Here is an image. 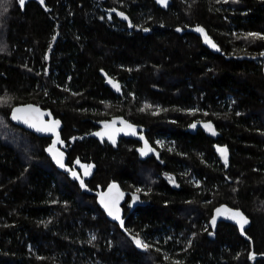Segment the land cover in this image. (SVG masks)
<instances>
[{"label":"trees","instance_id":"16d2710c","mask_svg":"<svg viewBox=\"0 0 264 264\" xmlns=\"http://www.w3.org/2000/svg\"><path fill=\"white\" fill-rule=\"evenodd\" d=\"M249 33L264 36V0H0V264H264V39ZM26 103L61 121L71 170L95 165L83 189L49 138L10 121ZM114 117L166 139L160 162L81 139ZM195 122L217 136L187 132ZM112 182L144 186L128 236L96 203ZM219 206L247 218L243 234L210 225Z\"/></svg>","mask_w":264,"mask_h":264},{"label":"water","instance_id":"95a60500","mask_svg":"<svg viewBox=\"0 0 264 264\" xmlns=\"http://www.w3.org/2000/svg\"><path fill=\"white\" fill-rule=\"evenodd\" d=\"M153 2L159 8H161L163 10H167L169 8V6L172 4V0H167L166 5L159 3L158 0H153ZM110 13L117 15V16H119L121 14L117 10H112ZM130 25L131 24L128 23V26H130ZM150 32L151 31L149 29H145L143 31V34L146 35V34H149ZM262 75L264 78V65L262 66ZM102 76L105 79V85L107 87H109L110 89H112L113 91H115L117 93H120V86L118 83H116L113 79H111L109 76H107L105 74H102ZM109 81H111V83ZM114 84L118 85L119 90H117V87L113 86ZM16 108L30 109V110L25 111V112L16 113L18 118L13 119V112ZM31 109H34L35 111H31ZM9 119L14 125L18 126L19 128H21L27 132L34 134L37 137L49 138L50 144L46 150V153H47L48 157L50 158V160L52 161V163L57 167V169L59 171L66 172L71 178L77 180L81 189L84 188V186L83 187L81 186V180L83 181V184H84L85 181L90 180L92 178V176L95 172V165L94 164H78L77 169H73V170H71L66 165L67 155H66L65 151L63 150V144H62V139H61V134H60V131L62 129V123L58 118H55L49 110L42 109V108H40V107H38L32 103H26V104L14 106L11 109ZM55 121H59V125L55 128V132L37 131L38 127L43 128L46 125L51 126L54 124ZM121 121H123V123H121ZM206 124H210V123H208V122L192 123L189 127H187L186 131L190 132V133H195V131L200 129L204 133H206V135L215 138L217 136V133L215 132L214 127L210 124L211 130H209L208 128L205 127ZM30 125H32V126H30ZM106 125H109V127H106ZM127 125H131V128L127 127ZM193 125H195V127H193ZM133 130H134L135 134H133ZM213 131L215 132V135L212 134ZM96 133H100L101 135H96ZM120 135H122L126 138L129 137V138L141 141L142 145H141V148L139 150V156L141 158H146L150 155V153H152V149H153L152 146L144 138H141L137 134L135 126L124 121L120 117H115V118H112L111 120L106 121L100 127V129H98L95 132H92V133H89L87 135L82 136L81 139H83V138H94L99 142L106 141L111 146H116L117 141H118V137ZM110 136H112L114 138L115 143H113L112 139L109 138ZM54 142H55V144H54ZM146 145H147V147H146ZM49 148H53L54 151L49 152L48 151ZM219 149H226L227 164H225L224 157L222 156ZM142 150L146 154L142 155L141 154ZM215 151H216L217 159L219 160L220 164L222 166H224L225 169H227L229 166V158H230L229 149L225 145H219L216 147ZM56 153H63V157H62L63 164H64L63 168L60 167L56 163L55 159H53V156ZM85 166H90L88 168L87 174H85ZM73 171H75L77 173L76 177H74L72 175ZM112 185H115V187L113 188ZM110 189H111V191H110ZM125 195H126V193L121 189L120 185L116 182H112L103 191L96 193V203L99 206V208L103 211L107 220L112 222V223H115L121 229V231L123 233H125L126 236H128V234L124 230V223L121 224V221H123V211L121 209V204L125 200V197H126ZM102 197H103L104 203L101 202ZM105 204H107L109 206V208L112 209V211L115 215L119 216V219H114L113 216H110L108 214V208L105 207ZM217 210H220L219 214H218ZM232 212H236V210L228 208L226 206L217 207L214 210L213 215L211 217L210 225L213 227V225L211 224V221L213 218H215L216 224L218 222H223V221L231 222V223L236 224L238 229L241 232L240 226L233 219L228 218ZM246 225L244 226V228L246 227Z\"/></svg>","mask_w":264,"mask_h":264},{"label":"snow or ice","instance_id":"6c2138e0","mask_svg":"<svg viewBox=\"0 0 264 264\" xmlns=\"http://www.w3.org/2000/svg\"><path fill=\"white\" fill-rule=\"evenodd\" d=\"M41 2H43V0H41ZM159 3L163 4V5H166L167 4V0H158ZM225 2H227V0H225ZM19 3L21 6H23L24 4V0H19ZM126 19V17H125ZM177 31H179V29H177ZM196 31L198 32H201L202 34H204V30L202 28H197ZM248 37H252V38H256V39H264V36H260L259 34H256V33H249L247 37L245 38H248ZM204 38H205V42L210 44L212 47H215L214 44H212V42L209 40V38L207 37V35L205 34L204 35ZM53 39H55V37H53ZM218 50V49H217ZM111 83V81H109ZM114 87H117V90H119L118 88V85H113ZM147 107V105H146ZM30 109H21V108H16L13 112V119H17V115L16 113H20V112H25V111H29ZM31 111H35L34 109H31ZM121 123H123V121H121ZM59 125V121H55L53 125L51 126H44L43 128H40L38 127L37 128V131H52V132H55V128ZM32 126V125H30ZM106 127H109V125H106ZM127 127L131 128V125H127ZM193 127H195V125H193ZM206 128H208L209 130H211V125L210 124H206L205 125ZM133 134H135L134 130H133ZM213 135H215V132L213 131L212 132ZM96 135H101L100 133H96ZM110 139H112V142L115 143V140L112 136L109 137ZM142 138V137H141ZM55 144V142H54ZM147 147V145H146ZM49 152H53L54 149L53 148H49L48 149ZM219 151L221 152L222 156L224 157V161H225V164H227V155H226V149H219ZM141 154L144 155L146 154L143 150L141 151ZM62 157H63V153H56L54 154L53 156V159L56 160V163L60 166V167H64V164H63V160H62ZM77 163H79V161H77ZM90 166H85V174H87L88 172V168ZM72 175L74 177L77 176V173L75 171L72 172ZM78 178V177H77ZM171 179V178H170ZM81 186L83 187L84 184H83V181L81 180ZM112 187L114 188L115 185H112ZM111 191V189H110ZM137 191H139V189H137ZM135 199V198H134ZM101 202L104 203V200H103V197L101 199ZM105 207L108 208V214L110 216H113L114 219H119V216L118 215H115L112 211L111 208H109V206L107 204H105ZM218 214L220 212V210H217ZM229 219H233L239 226H240V229H241V232L243 234V229H244V226L248 223V220L245 216H243L242 213H240L239 211H236V212H232L230 214V216L228 217ZM121 224H123V221H121ZM211 224L213 226H215L216 224V219L213 218L212 221H211ZM93 239H95V237L93 236ZM135 243L138 247L140 246H143L145 248H147V245L146 244H143L142 241H140L139 239H135Z\"/></svg>","mask_w":264,"mask_h":264},{"label":"flooded vegetation","instance_id":"af4514ba","mask_svg":"<svg viewBox=\"0 0 264 264\" xmlns=\"http://www.w3.org/2000/svg\"><path fill=\"white\" fill-rule=\"evenodd\" d=\"M132 26L130 25V26H128V28L130 29ZM117 95H121L122 94V92H121V90H120V93H117V92H115ZM115 118V117H114ZM121 118V117H120ZM104 124V123H103ZM102 124V125H103ZM101 125V126H102ZM134 126V125H133ZM100 129V128H99ZM135 129H136V132H137V134L140 136V137H142V138H144L151 146H152V153H150V155L148 156V157H146V158H141L140 156H139V150H140V148H141V145H142V143H141V141L140 140H136V139H132V138H126V137H124V136H122V135H120L119 137H118V141H117V144H116V146H113V148L115 149V150H117V145H121V144H123L124 142H126V141H130L131 143V147H132V150H133V152H134V155L137 157V159H138V161H140V162H147V163H149V161L150 160H155V161H157V162H160V156H161V148H162V146H159V145H157V143H156V140L155 141H152L151 140V138L149 137V135L145 132V131H143L141 128H139V127H136L135 126ZM199 130V129H198ZM101 143H105V144H109V143H107L106 141H102ZM110 145V144H109ZM216 148V147H215ZM63 149H64V145H63ZM215 153H216V151H215ZM216 158H217V155H216ZM219 161V160H218ZM78 164H80V163H77L76 164V168L75 169H77V165ZM138 183H140V182H138ZM137 183V186H136V188H135V190L133 191V192H130V193H128L126 190H124V189H122L125 193H126V197H125V200L123 201V203L121 204V209H122V211H123V214H124V211L127 209V210H134L135 208H136V206L137 205H139V191L140 190H142V189H144V186L142 185V184H138ZM140 186H143V187H140ZM137 189H139V191H137ZM135 198V199H134ZM124 216V215H123Z\"/></svg>","mask_w":264,"mask_h":264},{"label":"rangeland","instance_id":"374dc122","mask_svg":"<svg viewBox=\"0 0 264 264\" xmlns=\"http://www.w3.org/2000/svg\"><path fill=\"white\" fill-rule=\"evenodd\" d=\"M37 1H40V0H37ZM196 29H197V28H194L193 30H194L196 33H198V34L203 38V40L205 41V38H204V35H205V34H202L201 32L196 31ZM262 63L264 64V59H263ZM165 141H166V139L161 138V139H157V140H156V143H157V145L162 146V143H164ZM162 147H163V146H162ZM140 187H143V186H140ZM144 244H145V243H144Z\"/></svg>","mask_w":264,"mask_h":264}]
</instances>
